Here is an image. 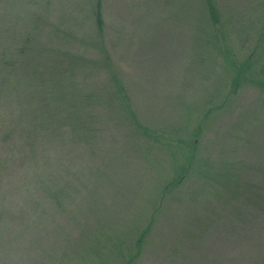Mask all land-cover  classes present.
Here are the masks:
<instances>
[{
	"label": "rangeland",
	"instance_id": "374dc122",
	"mask_svg": "<svg viewBox=\"0 0 264 264\" xmlns=\"http://www.w3.org/2000/svg\"><path fill=\"white\" fill-rule=\"evenodd\" d=\"M215 3L0 0V264H264V0Z\"/></svg>",
	"mask_w": 264,
	"mask_h": 264
},
{
	"label": "trees",
	"instance_id": "16d2710c",
	"mask_svg": "<svg viewBox=\"0 0 264 264\" xmlns=\"http://www.w3.org/2000/svg\"><path fill=\"white\" fill-rule=\"evenodd\" d=\"M204 6H205V9L207 10V15H208V22L210 23V26L211 27H217L220 26L221 22V13L218 12V9L216 7V3H215V0H204ZM101 3H98L97 4V7H96V26L98 28V30H100L101 32L103 31V15L101 13ZM221 32V31H220ZM222 33V32H221ZM223 34V33H222ZM220 39H223V42L225 43V37L221 38ZM226 44V43H225ZM226 46V45H225ZM227 48V47H226ZM264 55V54H263ZM263 57V56H261ZM235 66V78L232 79V84L234 83L235 79L237 80L239 78V74H240V71L242 72V67L240 68L239 66H237L236 64L234 65ZM259 72L264 76V62L261 63L259 65ZM37 82L39 83L40 85V90H42V88L45 87V84L48 85V83H46L44 80L41 81L37 78ZM264 86V80H262V84ZM234 87L235 89L238 88V84H237V81L234 83ZM57 89L60 88L59 86L56 87ZM55 88V89H56ZM39 92L38 90H35L34 92ZM238 91V90H237ZM41 93V92H40ZM39 93V94H40ZM46 95V92L44 91V93L42 94V97ZM46 100V99H45ZM210 114V113H209ZM208 114V115H209ZM207 115V114H206ZM143 131H148L146 128L144 127H141Z\"/></svg>",
	"mask_w": 264,
	"mask_h": 264
}]
</instances>
